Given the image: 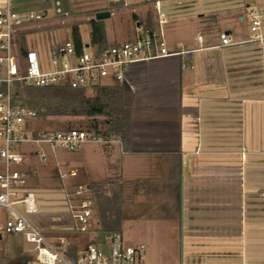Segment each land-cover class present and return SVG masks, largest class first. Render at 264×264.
Returning a JSON list of instances; mask_svg holds the SVG:
<instances>
[{"label": "crops", "instance_id": "obj_1", "mask_svg": "<svg viewBox=\"0 0 264 264\" xmlns=\"http://www.w3.org/2000/svg\"><path fill=\"white\" fill-rule=\"evenodd\" d=\"M154 1L144 12L134 10L127 41L156 30L152 18L160 0ZM41 4V0H21L20 5L26 11L38 10ZM177 14L169 12L167 25L179 20L186 26L167 30L175 33L165 41L170 55L134 59L125 69L123 82L111 77L112 85L123 87L124 103L131 108L129 152L116 142L83 143L68 157L64 149L42 145L47 149L29 151L34 145L23 144L17 148L23 162L15 168L27 175V189L32 191L39 184H30L34 174L24 160L45 154L47 161H41L51 162L57 170L60 184L55 185L64 190L67 204L75 202L78 186L89 188L119 179L123 206L121 231L115 235L124 244H144L145 263L264 264V49L250 42V32L241 25L211 27L219 19L213 9H203L198 21L194 12ZM238 18L245 23V17ZM221 32L230 36V46L221 45ZM68 126L28 129L33 134L66 131ZM71 172L74 175L69 176ZM145 180L156 185L148 189L139 185ZM126 184L134 185V196L153 204L141 218L125 214ZM8 214L0 211V221ZM142 220L161 229L162 222L175 223L178 235L162 231L152 239L146 224L142 231L137 228ZM98 231L102 237L86 244L77 233L69 237V226L60 225L58 231L44 236L55 244L65 239L69 250L74 246L78 253L114 235Z\"/></svg>", "mask_w": 264, "mask_h": 264}, {"label": "built area", "instance_id": "obj_2", "mask_svg": "<svg viewBox=\"0 0 264 264\" xmlns=\"http://www.w3.org/2000/svg\"><path fill=\"white\" fill-rule=\"evenodd\" d=\"M125 0H108L119 4ZM52 3L64 15L62 0H41ZM0 6V160L4 170L0 173V211L10 212L12 218L0 221V237L9 234H23L26 241L35 247L37 264H148L144 262L146 246L125 245L119 235H109L108 242L90 243L77 253L68 256L69 244L60 239L58 244L51 242L35 228L26 217L16 210L22 205L27 214L39 212L35 194L27 189L28 177L15 168L23 162V155L17 149L23 144L48 145L52 149L75 151L83 143H104L97 135L84 130L46 131L34 136L28 129V122L39 112L22 106L26 88L70 87L73 89H93L103 85L102 79L113 77L117 82L124 81L128 64L137 58L165 57L171 54L162 27L167 24L165 13L156 2L158 29L145 38L99 48L85 45L78 55L73 42L52 46L50 69L43 68L39 55L29 47L21 59L18 54V41L24 31L39 27L47 17V11L22 10L21 0H2ZM39 4V3H38ZM57 6V8H55ZM58 6L60 9H58ZM251 34L250 42L264 49V14L250 11L244 19ZM223 47L230 46L231 38L226 32L219 35ZM202 41V37L198 36ZM27 43V38H26ZM87 46V47H86ZM43 162L45 154L40 155ZM74 175L70 173L69 176ZM75 202H68L69 212L78 223L79 233L89 231V220L94 207L85 186H78L73 193ZM183 264V263H181ZM246 264V263H242Z\"/></svg>", "mask_w": 264, "mask_h": 264}, {"label": "rangeland", "instance_id": "obj_3", "mask_svg": "<svg viewBox=\"0 0 264 264\" xmlns=\"http://www.w3.org/2000/svg\"><path fill=\"white\" fill-rule=\"evenodd\" d=\"M133 1V2H132ZM135 1H138L135 3ZM2 0H0V6H2ZM69 2V15L59 13L52 3L41 4L42 8L39 11H47L48 17L40 23L39 27L31 28L27 34V44L29 47L36 50L39 55L40 62L44 69H50V53L49 50L52 46L65 44L71 40V28L75 25L79 26L82 41L84 45H93L91 40V25L90 21L95 19V16L101 10H108L111 12V17L104 20V26L106 29V39L109 43L115 42H127L128 34L127 30L134 24L135 11L147 10L149 5L154 6V0H126V4H110L108 0H68ZM160 5L169 18V12L184 14L186 10L195 13L194 21H198V15L202 14L203 9L214 10L219 12L218 24L210 23L213 28H226L231 25H241L240 28L248 33L246 23L239 21V16L245 17L250 11H255L264 14V0H160ZM36 6V5H35ZM38 8V6H37ZM57 8V6H55ZM58 9L60 7L58 6ZM135 10V11H134ZM155 18H152V22L156 29H158L157 14L155 11ZM170 21L169 25L162 27L163 37L166 39H173L175 37L174 31H168V29L174 27L186 26V22L176 20ZM185 23V24H184ZM177 24V26L175 25ZM125 74V73H124ZM103 85L114 84L111 77L102 79ZM93 90L88 89L86 91L87 96L93 95ZM22 106L25 109L36 110L37 112H43L47 108H53L57 105L55 100H36L25 98L22 101ZM84 122L79 118H54V117H41L35 116L28 122V128L31 130L37 129H52L60 130L69 124L75 127V129H82L78 126ZM29 146V151H39L47 149L46 147ZM98 145V144H97ZM30 147H33L30 148ZM27 150V146L23 148ZM64 155L71 156L74 152L63 151ZM61 152V153H63ZM25 166L32 168L34 178L30 180V184L39 185L32 189L35 194L37 204L39 207L38 214H27L24 212L22 205H15L16 210L21 212L26 219L37 228L41 234L46 235L49 232L58 231L59 226H69L71 228L70 238H74L75 234H79L80 238L84 240L85 244L89 241H94L102 237V234L98 231V214L93 208L92 217L89 220V231L87 233H79L76 228L78 223L72 218L68 204L66 201V195L64 190L60 187H56L55 184H60L57 170L52 168L51 162L46 164L42 163L40 157H26L24 160ZM0 160V173L4 169V163ZM61 174L65 173L64 169H60ZM37 182V183H36ZM58 186V185H57ZM132 184H126L124 187V211L126 216L143 217V214L153 208L152 203L146 202L142 197L134 196ZM9 218L12 215L9 212ZM159 223V222H156ZM164 223L163 229L161 226L158 228L156 224L151 228L148 221L142 220L137 223V228L141 227V231L145 227L152 232V239H158L162 231H169V234L178 235L176 225L168 222ZM153 225V224H152ZM156 225V226H155ZM164 233V232H163ZM166 234V233H164ZM172 235V236H173ZM0 240V264H37L34 245L28 243L23 234H9L4 235ZM176 238V237H175ZM178 238V237H177ZM164 244V243H163ZM125 245H134L125 243ZM167 245L165 246V248Z\"/></svg>", "mask_w": 264, "mask_h": 264}, {"label": "trees", "instance_id": "obj_4", "mask_svg": "<svg viewBox=\"0 0 264 264\" xmlns=\"http://www.w3.org/2000/svg\"><path fill=\"white\" fill-rule=\"evenodd\" d=\"M91 40L99 48L109 46L106 39V29L103 21L92 19ZM30 31V30H29ZM29 31H24L18 41V54L23 59L28 46L26 37ZM152 35V31H150ZM71 41L76 52L81 55L84 51L78 25L71 28ZM93 95L87 96L86 89L70 87L26 88L25 98L36 100H55L57 105L39 112L37 116L54 118H79L84 122L78 127L97 135L104 145L112 142L119 143L124 152L131 149V108L124 103V90L121 85H99L93 87ZM75 129L69 124L68 130ZM46 132V131H44ZM41 133V132H39ZM34 132V136H38ZM156 183L151 180L141 181L139 185L148 189ZM89 197L94 201L98 214L99 229L105 234H115L121 231L122 219V190L123 183L111 180L103 184H93L89 188ZM77 255L76 248L70 247L69 257Z\"/></svg>", "mask_w": 264, "mask_h": 264}, {"label": "water", "instance_id": "obj_5", "mask_svg": "<svg viewBox=\"0 0 264 264\" xmlns=\"http://www.w3.org/2000/svg\"><path fill=\"white\" fill-rule=\"evenodd\" d=\"M62 5H63L64 13L68 14L69 13V2H68V0H62ZM110 17H111V12H109V11H101V12H98L96 14L95 20L96 21H104V20H106V19H108Z\"/></svg>", "mask_w": 264, "mask_h": 264}]
</instances>
